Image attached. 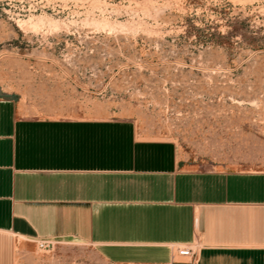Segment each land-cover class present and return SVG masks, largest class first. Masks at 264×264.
<instances>
[{
	"label": "rangeland",
	"instance_id": "374dc122",
	"mask_svg": "<svg viewBox=\"0 0 264 264\" xmlns=\"http://www.w3.org/2000/svg\"><path fill=\"white\" fill-rule=\"evenodd\" d=\"M0 93L23 116L129 119L188 167L264 171V0H0ZM46 241L17 239L14 264H113Z\"/></svg>",
	"mask_w": 264,
	"mask_h": 264
},
{
	"label": "crops",
	"instance_id": "0c3cea01",
	"mask_svg": "<svg viewBox=\"0 0 264 264\" xmlns=\"http://www.w3.org/2000/svg\"><path fill=\"white\" fill-rule=\"evenodd\" d=\"M64 238L113 264L186 245L192 264H264V171L188 167L129 119L23 116L0 93V264L17 239Z\"/></svg>",
	"mask_w": 264,
	"mask_h": 264
},
{
	"label": "built area",
	"instance_id": "2783aa9c",
	"mask_svg": "<svg viewBox=\"0 0 264 264\" xmlns=\"http://www.w3.org/2000/svg\"><path fill=\"white\" fill-rule=\"evenodd\" d=\"M37 248L43 249L48 245L46 240H35ZM195 257V247L191 245L175 247L169 262L165 264H179L177 258H187L186 264H192ZM138 264H156V263H138Z\"/></svg>",
	"mask_w": 264,
	"mask_h": 264
}]
</instances>
